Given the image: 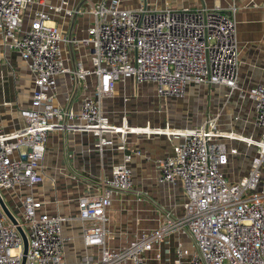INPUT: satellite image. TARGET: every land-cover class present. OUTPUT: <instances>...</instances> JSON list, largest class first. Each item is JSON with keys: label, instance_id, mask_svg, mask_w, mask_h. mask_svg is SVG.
I'll use <instances>...</instances> for the list:
<instances>
[{"label": "built area", "instance_id": "2783aa9c", "mask_svg": "<svg viewBox=\"0 0 264 264\" xmlns=\"http://www.w3.org/2000/svg\"><path fill=\"white\" fill-rule=\"evenodd\" d=\"M123 1L131 0H89L84 14L92 20L81 37L64 34L50 23L49 12L61 11L62 6L36 11L30 26L23 29L24 11L45 1L0 0V39L20 54L34 76L31 104L20 111L23 124L11 132L0 124V192L31 189L44 181L40 167L51 132H90L103 149L113 144L108 135L150 131L123 132L103 111V100L120 80L151 84L160 99H182L190 84L226 86L230 94L238 91L240 99L252 102L257 133L244 136L233 128L222 129L221 113L191 129L148 132L179 140L173 154L155 164L161 185L182 186L185 201L180 212L158 205L156 228L137 234L120 249L107 247V210L113 195L133 193L139 201L150 200L136 189L129 166L132 155L126 154L111 177L98 182L99 193L78 199L83 243L98 252H88L75 262L65 256L70 240L63 232L66 217L39 213L42 204L29 194L20 197L21 215L12 213L18 221L15 225L0 205V264L22 263L24 243L18 226L28 239L25 264H149L147 254L174 235L189 243H177L174 264H264V189L257 190L261 182L264 185V83L246 89L238 86L235 21L219 7L131 9L122 7ZM78 11L65 12L72 17ZM82 56L89 58L90 67ZM59 76H69L77 84L95 77V96L85 98L77 111L71 104L57 106ZM233 142L253 151L240 180L225 173L241 155Z\"/></svg>", "mask_w": 264, "mask_h": 264}, {"label": "crops", "instance_id": "0c3cea01", "mask_svg": "<svg viewBox=\"0 0 264 264\" xmlns=\"http://www.w3.org/2000/svg\"><path fill=\"white\" fill-rule=\"evenodd\" d=\"M44 1L45 5L36 3L24 11L23 29L30 26L36 11L47 10L48 5H53L62 6V10L49 12L51 24L57 25L64 34L85 35L92 20L91 16L84 14L89 0ZM121 5L131 9L141 5L159 10L203 5L223 9L236 23L239 44L238 86L246 89L264 83V0H131L123 1ZM66 10L78 12L71 17L66 15ZM84 53L77 54V59ZM82 60L85 66H91L89 58L82 56ZM57 83V106L64 108L71 104L77 111L85 98L95 96L97 79L89 77L77 84L69 76H59ZM33 90L34 76L28 64L18 52L6 48L0 39V124L5 131H14L23 124L20 111L30 106ZM71 95L74 97L69 103ZM239 97L238 91L230 94L226 86L190 84L184 98L160 99L153 85L136 84L134 80L126 79L117 82L114 92L105 97L102 105L111 124L129 130L191 129L206 118L221 113L219 121L222 129L233 128L244 136L256 134L252 102ZM233 117L239 119L234 121ZM148 132L108 135L107 138L112 139L113 144L103 149L98 146V137L90 132L49 133L40 167L44 181L31 189L25 188V192L24 187L19 188L23 193L20 197L33 195L42 204L39 213L67 218L63 232L70 238L65 245L68 262L78 261L88 252H98L97 248H86L83 243L78 199L99 193L98 182L110 178L114 167L123 163L126 154L132 155L129 166L133 171L136 189L147 193L150 200L139 201L133 193L113 195L107 210V247L120 249L137 234L156 228L160 218L158 205L180 212L185 201L182 186L161 185L155 164L157 159L172 155L179 140L155 131ZM232 145L241 152L237 160L248 153L253 154L251 149H246L241 143L233 142ZM16 190L4 192L11 199L13 192L18 196ZM178 242L187 244L188 240L177 235L168 238L147 254L149 264H174L173 250Z\"/></svg>", "mask_w": 264, "mask_h": 264}, {"label": "rangeland", "instance_id": "374dc122", "mask_svg": "<svg viewBox=\"0 0 264 264\" xmlns=\"http://www.w3.org/2000/svg\"><path fill=\"white\" fill-rule=\"evenodd\" d=\"M252 155H253L252 153L250 155L248 153L247 156H243L239 160H237L236 158L233 159V161L229 164L227 169H225L226 175L232 180H240L241 178H243L246 175L247 170L249 168ZM263 189H264V185L261 182L258 185L257 190L259 192H262ZM4 191L5 190H2L1 193L5 199V202L7 203L8 207L11 209L12 213L15 216H20V212L22 211V208H21V202H20L19 197L23 194L22 189L16 190V192L18 191V196L16 195L15 192H13V198H11V199L9 198L8 195L5 194ZM23 191L25 192V188H23ZM187 245H189V243H187Z\"/></svg>", "mask_w": 264, "mask_h": 264}, {"label": "water", "instance_id": "95a60500", "mask_svg": "<svg viewBox=\"0 0 264 264\" xmlns=\"http://www.w3.org/2000/svg\"><path fill=\"white\" fill-rule=\"evenodd\" d=\"M0 205L3 209V211L5 212V214L8 216V218L11 220V222L13 224H18V221L16 219V217L12 214L10 208L8 207L7 203L5 202L2 193L0 192ZM18 230L23 238V243H24V255H23V259H22V263L21 264H25L26 262V253H27V249H28V239L27 236L24 232V230L18 226Z\"/></svg>", "mask_w": 264, "mask_h": 264}, {"label": "bare ground", "instance_id": "6f19581e", "mask_svg": "<svg viewBox=\"0 0 264 264\" xmlns=\"http://www.w3.org/2000/svg\"><path fill=\"white\" fill-rule=\"evenodd\" d=\"M126 129H127V128H123L122 131H123V132H126V131H127ZM169 130H170V129H168V130H166V131H164V132H163L162 130H159L158 132H163V133H168V134H171L172 132H174V131H169ZM168 131H169V132H168ZM120 132H121V131H120Z\"/></svg>", "mask_w": 264, "mask_h": 264}]
</instances>
